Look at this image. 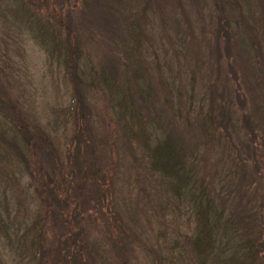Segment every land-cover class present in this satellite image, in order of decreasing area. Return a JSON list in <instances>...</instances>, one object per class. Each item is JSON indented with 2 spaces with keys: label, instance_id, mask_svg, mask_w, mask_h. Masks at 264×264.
Listing matches in <instances>:
<instances>
[{
  "label": "trees",
  "instance_id": "obj_1",
  "mask_svg": "<svg viewBox=\"0 0 264 264\" xmlns=\"http://www.w3.org/2000/svg\"><path fill=\"white\" fill-rule=\"evenodd\" d=\"M70 1L80 2L83 13L89 3L97 6L105 0H35L39 9L28 12L21 2L20 10L27 16L32 38L45 53L48 63L62 72V82L67 84L70 100L74 102L75 109L71 108L68 117L75 114L76 130L71 138L75 141L72 151L77 173L91 172L100 202L106 193H114L108 188L112 183L108 185V175L102 166L110 164L116 168L123 164L135 179L133 185L142 190L147 187L151 191L160 190L165 204L173 210L179 211L180 204L183 205L185 223L192 218L194 225V233L185 236L193 264L207 261L209 264H264V225L257 223L264 198L259 202L244 195L250 183L264 174V139L257 133L264 126L257 127L256 131L250 114L242 112L244 97L237 90L239 86L232 89L218 83L214 76L195 91L191 75L189 79L183 78L188 84L185 88L177 77L184 72H174L168 60L158 55L160 44H156L151 23L164 28L163 4L139 0L141 4L134 11L128 9L123 28L117 25L119 13L112 17L117 38L127 47L109 53L96 37H82L71 18L70 12L76 7L74 3L68 7ZM118 3L122 1L107 0L100 7L107 5L105 14L108 15L119 12L115 6ZM98 17L101 19L102 15ZM215 17L219 23L222 21L218 23L217 34L224 35L225 63L230 77L234 78L231 54L227 53L231 35L228 21L221 11ZM89 44L96 52L88 49ZM176 79L180 87L176 86ZM173 99L177 101L175 105ZM93 100L100 102L101 117L93 107ZM146 101L151 105L147 106ZM77 122H88L89 129ZM96 122H106L105 129ZM12 141L7 139L9 144ZM22 141L23 149L29 151L28 138L22 137ZM208 149L210 158L222 156L216 161L217 189L204 180L203 164L208 159ZM20 158L25 165L24 155ZM88 163L90 166L86 168ZM234 170L239 177L232 185L226 178ZM42 182V208L39 206L32 218L22 216L19 221L15 220L17 202L13 208L8 204L2 206L5 217L10 219L5 222L0 214V234L10 250L16 251L18 242L30 256H37V250L46 251L45 232L51 216L54 224L59 222L61 227H66L68 219L60 214L67 205L65 191L59 184L51 186L47 181ZM256 192L254 187L253 195ZM111 202L109 199L108 203Z\"/></svg>",
  "mask_w": 264,
  "mask_h": 264
},
{
  "label": "rangeland",
  "instance_id": "obj_2",
  "mask_svg": "<svg viewBox=\"0 0 264 264\" xmlns=\"http://www.w3.org/2000/svg\"><path fill=\"white\" fill-rule=\"evenodd\" d=\"M121 1L115 4L119 12L108 15L105 14L107 5L100 7L107 0L97 6L89 3L83 13L80 2L70 1L67 5L74 3L76 7L70 14L82 37H96L110 53L127 47L117 38L116 23L111 18L119 13L117 25L123 28L128 9L134 11L135 6L141 4L139 0ZM154 1L160 6L163 4L161 9L165 13L162 15L164 28L151 23L156 44H160L155 45L158 55L168 60L174 72H184L177 77L185 88L188 84L183 78L189 79L191 75L195 91L214 76L218 83L232 89L239 86L237 90L244 97L242 112L250 114L256 131L257 127L264 126V0ZM21 2L28 12L39 9L35 0H0V214L7 222L10 216L5 217L2 206L8 204L13 208L17 202L15 220L19 221L22 216L32 218L44 197L42 181H47L51 186L59 184L65 191L67 205L60 214L68 221L64 228L59 222L54 224L53 216L48 218L49 226L44 233L46 253L37 250V256L24 252L18 242L16 251L10 250L0 234V261L2 264L195 263L191 261L185 237L194 233L193 220L185 223L183 205L180 204L179 211L173 210L171 205L165 204L160 190L151 191L150 187L142 190L137 184L133 185L135 179L123 164L116 168L110 164L102 166L108 175V185L112 183L108 188L114 193H106L100 202L91 172L77 173L72 151L75 141L71 138L76 130L75 114L68 117L71 108L75 109L74 102L70 100L67 84L62 82V72L48 63L45 53L32 38L28 18L20 10ZM65 10L63 4L62 11ZM218 11L227 19L231 32L227 53L231 54L234 78L230 77L225 63L224 35L217 34L219 22L215 16ZM160 29L163 32L159 33ZM88 49L96 52L91 44ZM175 84L180 87L179 79ZM93 101L101 117L100 102ZM176 102L172 100L173 105ZM145 104L151 105L148 101ZM77 123L88 126V122ZM104 123L96 122L103 128ZM260 130L257 133L264 139V128ZM22 137L28 138L29 151L23 149ZM7 139L16 144L7 143ZM20 155H24L25 165ZM221 159V155L218 159L210 158L208 149V159L203 164L204 180L215 189L218 188L216 161ZM89 166L88 163L86 168ZM238 177L234 170L226 179L233 185ZM254 187L257 192L253 195ZM244 195L262 202L264 174L250 183ZM260 212L257 223L264 225V208H260Z\"/></svg>",
  "mask_w": 264,
  "mask_h": 264
}]
</instances>
